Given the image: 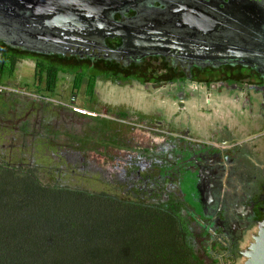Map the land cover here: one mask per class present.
Listing matches in <instances>:
<instances>
[{"label": "flooded vegetation", "instance_id": "flooded-vegetation-1", "mask_svg": "<svg viewBox=\"0 0 264 264\" xmlns=\"http://www.w3.org/2000/svg\"><path fill=\"white\" fill-rule=\"evenodd\" d=\"M71 1L73 0H20V4L37 10L43 7H67ZM74 1L83 6L84 0ZM171 1H114L115 12L101 17L104 25L101 31H104L108 21H112L113 24H108L105 30L112 25L116 32L113 36L98 37L103 38L102 44L105 43L108 47H130L118 58H109L97 51H83L82 54H44L4 43L21 53L20 57L16 55L18 58L16 57L13 75L21 59L34 61L32 83L24 80L23 88L36 94L40 89L51 94L47 91L46 78L49 64L58 69L55 93L61 73H75L72 87L76 88L78 73L73 71V65L76 64L82 73L91 72V67L100 69L96 79L133 82L149 93L162 87L159 90L163 95L177 100L175 113L166 104L163 108L165 110L166 107L165 114L158 115L161 117L158 122L164 133L161 139L169 157L184 160L183 170H191L197 176L193 181L182 177L178 183L181 202L175 200L169 204L181 203L178 213L182 217H187L186 209L191 210L195 229L189 230L183 221L188 238L197 241L211 256L201 260L202 264H239L240 260H245L243 252L254 240L253 235L258 232L259 221L264 219V67L257 69L251 65L264 63V0H210L221 5V8L210 10L214 15L211 18L225 21L224 24L215 26L212 33L193 32L182 36L187 42L206 43L212 47V51L230 49L228 51L233 54L226 57L225 61L214 57L211 59V56L182 55L171 49L151 48L153 51L147 49L148 51L142 52L135 48L138 40L160 35L149 30L151 13L169 7L173 4ZM188 9L195 13L200 11L199 8ZM216 11L226 15L216 16ZM59 39L60 44H70L69 47L74 48L101 45L86 41L69 43L64 38ZM155 51L161 53L157 54ZM3 55L0 52V76L4 77V83L6 78L10 79L13 75L7 71L2 72ZM44 67L45 78L41 80L40 71ZM88 78L89 76L86 79ZM84 79L81 77V85ZM91 83L92 79L87 80L89 87ZM93 92L94 90L91 96ZM17 99L20 101V95L15 93L7 98L5 105L21 112L20 105L15 104L18 103ZM23 99L26 102L22 109L29 115L30 111L26 109L31 107L35 99ZM79 110L85 112L84 109ZM106 111L119 119L128 118L135 125L136 122L149 123L150 126L156 124L153 115L132 112L130 109L110 106ZM24 121L26 120L21 123ZM18 122L20 127V121ZM27 122L30 131L34 124L31 120ZM188 187L195 190L190 192H196L192 195V200L187 194Z\"/></svg>", "mask_w": 264, "mask_h": 264}, {"label": "rangeland", "instance_id": "rangeland-1", "mask_svg": "<svg viewBox=\"0 0 264 264\" xmlns=\"http://www.w3.org/2000/svg\"><path fill=\"white\" fill-rule=\"evenodd\" d=\"M17 66L15 75L0 84V163L19 168L34 164L44 181L63 186L164 204L180 201L179 180L184 177L193 181L197 174L183 170L184 160L170 158L164 149L165 143L161 139L164 133L158 115L165 114L166 107L163 108L166 104L175 113L178 101L163 95L159 90L162 87L149 93L133 82L98 78L91 96L87 85V80L92 79L91 72L80 74L85 79L82 85L80 79L75 81L76 88L72 87L75 73H61L56 93H46L44 97L23 88L24 80L32 83L34 61L21 59ZM15 93L20 95V101L17 99L15 104L20 105L21 112L5 105L7 98ZM23 97L35 99L34 104L26 109L30 111L29 115L22 109L26 102ZM110 106L153 115L156 124L150 126L149 123L136 122L135 125L128 118H116L118 116L107 113ZM23 120L26 121L21 123ZM28 120L34 124L30 131ZM188 188L187 194L192 200L196 192H190L193 189ZM186 211L187 217L181 215V218L193 231L191 210ZM189 241L193 249L198 246L194 249L198 259L211 257L197 241ZM243 261L240 260L239 264Z\"/></svg>", "mask_w": 264, "mask_h": 264}, {"label": "trees", "instance_id": "trees-1", "mask_svg": "<svg viewBox=\"0 0 264 264\" xmlns=\"http://www.w3.org/2000/svg\"><path fill=\"white\" fill-rule=\"evenodd\" d=\"M0 52L2 72L13 75L20 51L0 41ZM49 65L40 76L46 69L54 95L58 69ZM99 72L91 67V93ZM179 211L177 202L63 186L44 181L34 164L0 163V264H202Z\"/></svg>", "mask_w": 264, "mask_h": 264}, {"label": "water", "instance_id": "water-1", "mask_svg": "<svg viewBox=\"0 0 264 264\" xmlns=\"http://www.w3.org/2000/svg\"><path fill=\"white\" fill-rule=\"evenodd\" d=\"M81 1V0H80ZM115 0H84L83 6H79L74 0L66 6L43 7L33 9L21 5L20 0H0V41L18 49L30 50L44 54H82L83 51H97L109 58H118L124 55L130 47H108L102 44L103 38L113 36L116 32L112 21L104 27L101 17L112 15L116 10ZM172 5L164 9H156L151 13L152 20L149 22L153 33L159 36H149L135 43V48L144 52L151 48L165 50L171 49L182 55L211 56L222 61L233 54L232 52L219 49L211 50L206 43L187 42L182 36L190 33L208 34L214 32L215 26L224 24L225 21H215L211 17V9L221 8L210 0H172ZM188 8H199L195 13ZM225 8V7H224ZM184 9V10H181ZM226 15L216 11L215 15ZM100 29V30H99ZM77 34L81 36L78 37ZM104 36L100 39L98 36ZM59 38H64L72 43L86 41L101 45H85L82 48L69 47L60 44ZM162 38V40H158ZM25 40V41H24ZM102 40V41H101ZM105 41V39H104ZM29 43L30 46H26ZM36 44V46L34 45ZM214 49V48H213ZM148 51V50H147ZM157 54L161 51H155ZM209 61V60H208ZM207 61V62H208ZM208 64H212L208 62ZM254 68L261 69L264 63H251ZM253 241L243 252L245 261L242 264H264V219L258 223V232L253 235Z\"/></svg>", "mask_w": 264, "mask_h": 264}]
</instances>
